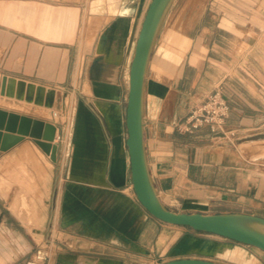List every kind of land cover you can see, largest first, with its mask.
Returning a JSON list of instances; mask_svg holds the SVG:
<instances>
[{
	"label": "crops",
	"instance_id": "obj_1",
	"mask_svg": "<svg viewBox=\"0 0 264 264\" xmlns=\"http://www.w3.org/2000/svg\"><path fill=\"white\" fill-rule=\"evenodd\" d=\"M43 2L55 9H31L36 18L25 25L29 32L22 30L19 19L1 24L0 70L8 77V94L13 92L16 99L51 108L54 91H75L68 158L57 174L59 192L54 201L52 172L44 202L45 218H56L55 228L80 248L59 247L50 263L162 264L181 258L219 263L216 258H222L264 264L262 250L162 222L135 195L126 146L128 75L151 0ZM261 3L173 0L160 26L145 78L143 134L152 183L173 211L264 218V171L255 163L264 159ZM171 10L174 18L167 24ZM163 26L168 32L173 28L174 35L162 36ZM216 89L230 104L229 128L237 131V138L230 142L207 130L180 132L176 125ZM35 104L24 105L44 108ZM0 109L55 124L31 113ZM61 109L67 112L65 104ZM30 138L0 150V167L9 162L11 150L27 160ZM246 145L254 149L246 150ZM35 147L41 156H49ZM2 257L3 264L15 261L10 254Z\"/></svg>",
	"mask_w": 264,
	"mask_h": 264
},
{
	"label": "rangeland",
	"instance_id": "obj_2",
	"mask_svg": "<svg viewBox=\"0 0 264 264\" xmlns=\"http://www.w3.org/2000/svg\"><path fill=\"white\" fill-rule=\"evenodd\" d=\"M43 1L0 0V35L1 24L9 25V23H12L15 19L22 20V30L25 32H29V29L25 28V25H28V22L32 18H36L35 13H32L31 9L38 11V9L42 8L45 5H49L50 8H52L51 6H53L52 4H47ZM64 1L77 3L80 0ZM85 1L88 2L89 0ZM260 8L263 9L262 19H264V0H262ZM87 13L88 11L85 12V15H87ZM145 13L143 14V17ZM173 18L174 15L173 11L171 10L167 15V24H170V21ZM164 26L160 34L162 36H165L166 34L168 36H173V28L169 27L170 32H168V28H164ZM257 29L259 30V28ZM261 29L264 30V27H261ZM250 30L253 31L252 29ZM73 37H75L76 40L78 39V26L75 30V33L73 34ZM6 80H8V77L3 76L0 70V100H2L3 97L4 100L8 99V97L4 94L8 86ZM79 81L80 79L78 75H76L74 78L76 90L78 88ZM10 93L11 95L13 94V92ZM35 100L39 101L38 97L35 96ZM13 101L15 102V100ZM53 101L54 104H52L51 106V113L57 112V117H55V119L49 118L47 120L55 123L53 125L56 126L57 131L58 127H61L60 139L59 142H57L58 144L55 154H51L49 156H41L39 154L40 150L35 147V144L32 145L29 142L30 140H32L30 138L27 139V146H29L30 148L25 149V151L28 153L27 155H25V159L27 160H21L19 156H15L13 154L14 150H11L9 151L11 154L9 162L0 167V264L4 263L2 257L3 254H10L12 258H15V261L12 264H22L26 258L30 257L34 248L40 244L47 245L50 243V245L48 246L51 250V259L53 258L55 252L59 250V247L62 249H65L66 247L80 248L79 243L74 241L72 238H69L66 234L62 233L60 231V228H55V226H57L55 224L56 218H45L46 203L44 201L49 193L51 174L52 172H54L55 177L53 178L52 192L54 201H56L59 192V182L57 180V174L60 175L59 173L63 171L66 160L68 158L71 114L75 101V91L70 90L66 92L61 89H57L53 93ZM64 103L67 106V112L61 109V105H64ZM25 106L29 108L28 113H31L37 117L44 118L39 114L36 115L37 112H41L40 109H37L33 106ZM0 107L14 111V109L8 108L4 105H0ZM62 115H64L65 117ZM262 130L264 131V127L262 128ZM244 149L253 150L254 148L248 145ZM262 153L260 154V156L264 157ZM254 154L257 153L253 152L252 155ZM30 157L32 158L29 159ZM255 163L262 168V171H264V159L260 158ZM43 170H45L46 173L43 172ZM206 234H209L213 238L227 240L226 238L218 235L210 233ZM251 248L256 247L251 246ZM216 260L219 261L220 264H236L222 258H216ZM133 264L143 263L140 261H135Z\"/></svg>",
	"mask_w": 264,
	"mask_h": 264
},
{
	"label": "water",
	"instance_id": "obj_3",
	"mask_svg": "<svg viewBox=\"0 0 264 264\" xmlns=\"http://www.w3.org/2000/svg\"><path fill=\"white\" fill-rule=\"evenodd\" d=\"M173 0H151L135 40L129 69L126 107V146L130 159L132 187L140 204L154 218L197 232L210 233L235 242L256 247L264 252V218L245 213L177 212L165 206L150 177L143 134V107L146 72L163 19ZM57 128L51 123L30 119L0 109V150L6 151L25 136L51 153ZM57 146L52 154H55ZM162 264H220L199 258H181Z\"/></svg>",
	"mask_w": 264,
	"mask_h": 264
},
{
	"label": "built area",
	"instance_id": "obj_4",
	"mask_svg": "<svg viewBox=\"0 0 264 264\" xmlns=\"http://www.w3.org/2000/svg\"><path fill=\"white\" fill-rule=\"evenodd\" d=\"M56 112L54 115L56 116ZM230 104L216 89L209 93L199 104L195 105L185 119L179 122L176 127L183 133H195L207 130L213 137L234 141L237 138V131L229 128ZM60 136L56 134L55 141H59ZM50 245H37L25 264H50Z\"/></svg>",
	"mask_w": 264,
	"mask_h": 264
},
{
	"label": "bare ground",
	"instance_id": "obj_5",
	"mask_svg": "<svg viewBox=\"0 0 264 264\" xmlns=\"http://www.w3.org/2000/svg\"><path fill=\"white\" fill-rule=\"evenodd\" d=\"M140 29V28H139ZM128 86H129V75H128ZM8 90H11V89H7L6 90V92L4 93L7 97H8V99L7 100H4V97L2 98V100H0V105H4V106H6V107H8V108H11V109H14V110H19V111H22L23 113H28L29 112V108L28 107H26L24 104L25 103H30V104H35V103H33V102H29V101H27V100H25V99H16L15 98V95H9V94H7L9 91ZM8 91V92H7ZM10 98H14V99H10ZM18 100V101H24L25 103H19V104H17V103H15L13 100ZM65 104V103H64ZM35 105H37V106H44V105H38V104H35ZM1 108V107H0ZM7 109V108H6ZM63 110V109H62ZM53 112V111H52ZM57 113V112H56ZM41 115V116H43L44 118H54L55 119V117H57V114H56V116L54 115V113H51V108L50 107H48V106H44V108L43 109H41V112H37L36 113V115ZM62 114V113H61ZM62 116H64V115H62ZM61 117V116H60ZM65 117V116H64ZM58 120V119H57ZM62 120V119H61ZM36 144V143H35ZM36 146L38 147V148H40L41 149V147L39 146V145H37L36 144ZM55 146H57V144H56V141H54L53 143H52V149H51V153L50 154H48V155H51L52 154V151L54 150V147ZM264 146L263 147H261V149L264 151ZM42 150V149H41ZM263 154V156H264V152L262 153ZM166 197V196H165ZM164 197V198H165ZM165 200V199H164Z\"/></svg>",
	"mask_w": 264,
	"mask_h": 264
}]
</instances>
